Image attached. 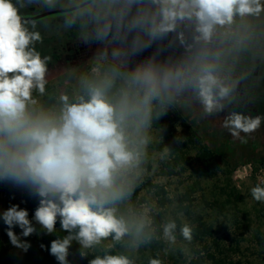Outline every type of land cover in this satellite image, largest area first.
<instances>
[{
	"label": "clouds",
	"instance_id": "1",
	"mask_svg": "<svg viewBox=\"0 0 264 264\" xmlns=\"http://www.w3.org/2000/svg\"><path fill=\"white\" fill-rule=\"evenodd\" d=\"M28 2L47 10L66 6ZM262 13L264 0H79L63 28L78 27L85 43L102 47L50 82L51 58L36 49L42 42L36 24L22 19L14 0H0V181L39 197L34 218L48 234L59 218L68 235L53 240L50 253L60 264H68L73 241L81 256H94L89 264H135L128 250L149 243L155 230L146 211L124 214L119 205L142 182L154 122L170 109H188L189 100L207 116L233 105V86L221 75L223 48L237 38L240 22ZM165 40L179 55L153 54L133 66L132 58L153 44L164 52ZM262 121L233 108L223 127L246 142L240 134ZM251 195L264 202V186ZM2 218L10 242L27 251L12 228L32 234L28 212L12 206ZM160 227L162 238L175 244L176 222ZM180 234L191 242L193 226L185 223ZM116 243L126 252L112 254Z\"/></svg>",
	"mask_w": 264,
	"mask_h": 264
},
{
	"label": "rangeland",
	"instance_id": "2",
	"mask_svg": "<svg viewBox=\"0 0 264 264\" xmlns=\"http://www.w3.org/2000/svg\"><path fill=\"white\" fill-rule=\"evenodd\" d=\"M21 17H33L50 11L72 8L79 0H62L65 7H58L55 10H47L38 4L29 3L28 0H14ZM72 13V12H71ZM54 14L37 20H24L29 25L36 24V30L41 33L42 42H37L36 49L42 54L51 58L48 65V79L53 80L68 68H77L86 64L87 61L97 53L102 46L99 42L90 39L87 43L79 36L78 27L65 31L63 21L66 14ZM56 46L60 59H55L52 49ZM153 55L149 49L140 52L132 58V64L147 59ZM230 108H228L229 110ZM183 110V109H182ZM184 111L186 122L198 130L203 143L209 147L216 148L218 143L225 140L231 141V152H227V160L230 162V182L236 192L242 198V202L234 208L227 205L221 215L214 208L209 207L212 200L223 201L225 195L221 188L225 184V175L219 173L214 178H200L195 173L197 163L194 153L187 155L186 162L179 158L173 145H178V139L171 137L164 129L155 130L153 141L148 148V162L145 166L142 182L135 189L137 196L134 202L129 200L125 205V214L129 210L136 213L147 212L152 220V227L155 230L152 240L143 244L138 250H128L134 259L135 264H148L150 258L159 259L162 264H194L197 255L193 254L190 247L180 237V232H175V244H169L162 238L161 224L168 220H174L177 216L182 222L181 227L189 219L181 213L176 212L177 198L187 191L192 192L193 207L197 214L221 232L215 234L219 240L221 253L215 252L216 257H226L230 261H239L241 264H264V202L256 201L251 195V189L260 184L264 186V121L261 126L250 134L241 133L246 142L241 138L234 137L230 131L223 127L226 111L207 116L202 113V108L194 100H189V107ZM264 116V114H263ZM176 132L182 130V126L173 123ZM167 149V152H165ZM173 168V174L168 175L167 166ZM5 181H0V235L7 234L8 226L3 221V213L10 206H18L19 209H26L24 201V186H18L7 181L6 193L3 191ZM163 188L166 192L164 207H160L161 197L157 188ZM163 213L161 222L157 226L152 215ZM235 222V224H234ZM192 226V225H191ZM12 231L16 234L15 230ZM128 238H125L127 242ZM110 240L104 245L111 244ZM211 245L210 240L206 242ZM211 250V249H210ZM99 251V250H98ZM214 249L212 247L211 252ZM125 247L112 248V254L125 253ZM20 258V252H16ZM205 257V255L203 256ZM204 264H210L205 258Z\"/></svg>",
	"mask_w": 264,
	"mask_h": 264
},
{
	"label": "trees",
	"instance_id": "3",
	"mask_svg": "<svg viewBox=\"0 0 264 264\" xmlns=\"http://www.w3.org/2000/svg\"><path fill=\"white\" fill-rule=\"evenodd\" d=\"M236 32L237 38L224 45V56L221 61V75L233 86L235 98L230 109L225 111L227 113V111H231L234 108L237 111L244 112L246 115L263 116L264 110L262 111L261 105L257 106V101L255 100H259L262 103L264 99V13L258 18H249L240 22V27L236 29ZM163 43L166 48L167 40ZM156 48L157 45L153 44L149 50L157 54L158 59H166L169 55H179L181 51L179 49L172 51L166 48L164 52L156 53ZM52 51L56 59L59 60L60 55L57 54L56 46H54ZM256 96L258 98H254ZM183 114L184 111L182 109H170L158 121L154 122V128L157 130L164 129L174 139L181 138L178 139V145H173L172 147L179 153V158L183 162L187 161L188 153H194V159L197 163L195 173L198 177L214 178L219 173L225 175V184L220 189L222 194L225 195V199L223 201L214 199L210 204L206 203V205L216 209L222 215L227 205H232L236 208L237 204L242 202V198L230 182V162L226 156L227 152H231V141L225 140L218 143L216 148L205 145L201 133L186 122ZM173 123L180 124L182 130L176 132ZM262 166H264V163ZM144 167L148 168V166ZM167 168V174H173V168L169 165ZM7 185V181H5V188L3 189L5 193ZM157 193L161 197L160 207H164L166 192L163 188L158 187ZM191 193L187 191L179 199L177 198L176 212L187 217L193 226L191 242L184 240L180 235L185 244L190 247L191 252L197 255V259L193 263L204 264L205 258H207L210 264H241L239 261H230L226 257H216L215 252L221 253L222 250H220L221 244L219 240L214 235L220 233L221 229L223 230L225 227L220 226L218 229H214V226L208 223L202 215L197 214L193 207ZM6 194L9 196L8 193ZM24 195L25 210L28 212V219L35 231L25 237L22 235V229L18 225L13 227L19 241L29 245L27 251L14 246L7 234H1L0 264H60L56 257L50 253L51 242L55 239L63 238L68 233L61 229L58 218L55 231L48 234L34 218L35 210L39 206V197L34 195L26 186H24ZM136 196L137 192L134 191L130 199L131 202L135 201ZM127 202L119 205L120 211L124 214ZM162 215L163 213L161 212L152 215L157 226L161 222ZM174 221L177 224L176 231L180 232L182 222L177 216H174ZM208 239L211 242L210 246L206 244ZM109 240L111 241V239ZM111 242L113 243V241ZM120 244L116 243L115 246L119 247ZM212 247L214 253L213 251L211 252ZM16 252H20V258L16 255ZM204 255L205 257H203ZM93 258L94 256L92 255L81 256L80 245L75 241L72 242L68 250V264H89V261Z\"/></svg>",
	"mask_w": 264,
	"mask_h": 264
},
{
	"label": "water",
	"instance_id": "4",
	"mask_svg": "<svg viewBox=\"0 0 264 264\" xmlns=\"http://www.w3.org/2000/svg\"><path fill=\"white\" fill-rule=\"evenodd\" d=\"M73 12V7L72 8H68V9H62V10H58V11H50V12H46L44 14L38 15V16H33V17H22L23 20H37V19H41L50 15H54V14H65V13H71Z\"/></svg>",
	"mask_w": 264,
	"mask_h": 264
},
{
	"label": "flooded vegetation",
	"instance_id": "5",
	"mask_svg": "<svg viewBox=\"0 0 264 264\" xmlns=\"http://www.w3.org/2000/svg\"><path fill=\"white\" fill-rule=\"evenodd\" d=\"M148 49H149V48H148ZM150 51H151V50H150ZM151 53L154 54L152 51H151ZM55 59H56V58H55ZM254 98H258V97L256 96V97H254ZM255 101H257V102H256L257 106L261 105V107H262V111H263V110H264V99H263L262 103L259 102V100H255Z\"/></svg>",
	"mask_w": 264,
	"mask_h": 264
}]
</instances>
